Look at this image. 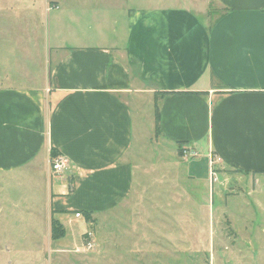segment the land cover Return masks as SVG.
<instances>
[{
  "label": "crops",
  "instance_id": "0c3cea01",
  "mask_svg": "<svg viewBox=\"0 0 264 264\" xmlns=\"http://www.w3.org/2000/svg\"><path fill=\"white\" fill-rule=\"evenodd\" d=\"M116 2L0 0V27L24 8H61L45 76L0 87V173L44 167L62 179L49 210L148 220L150 206L176 224L206 209L210 177L194 182L200 156L207 169L210 152L220 157L216 181L264 175V0H209L217 14L207 21L180 6L110 11ZM147 140L162 148L155 162ZM50 149L67 160L61 175ZM184 149L196 156L182 159Z\"/></svg>",
  "mask_w": 264,
  "mask_h": 264
},
{
  "label": "rangeland",
  "instance_id": "374dc122",
  "mask_svg": "<svg viewBox=\"0 0 264 264\" xmlns=\"http://www.w3.org/2000/svg\"><path fill=\"white\" fill-rule=\"evenodd\" d=\"M117 1L116 6L108 7L110 11L119 10L117 3L122 2L130 8L188 7L200 10L199 16L206 21L217 14L209 0ZM60 10L59 6L49 10L24 8L17 15V25L8 17L3 20L0 87H29L45 76L54 19ZM99 14L104 23L103 12ZM147 151V158L149 155L155 162L162 148L147 140ZM184 156L190 157L182 152L180 157L187 159ZM42 160L44 165L45 156ZM198 160L193 169L197 184L209 175L202 156ZM64 179L68 181V177ZM60 180L47 177L44 167L0 173V264H264V175L252 178L220 173L216 182L211 180V185H206V209L193 207L189 219L180 213L176 224L163 219L150 206L148 220L136 216L129 221L123 219L126 214L116 211L115 217L100 214L92 225L73 211L56 212L66 234L52 240L50 195L58 188H67ZM180 181L181 185L186 183L185 179ZM194 195L201 196L202 192ZM128 229L136 233H128ZM171 245L178 248L171 249Z\"/></svg>",
  "mask_w": 264,
  "mask_h": 264
},
{
  "label": "built area",
  "instance_id": "2783aa9c",
  "mask_svg": "<svg viewBox=\"0 0 264 264\" xmlns=\"http://www.w3.org/2000/svg\"><path fill=\"white\" fill-rule=\"evenodd\" d=\"M185 154H189L190 156H196V153L193 151H186V149L183 150ZM47 163L49 165L50 171L55 174L59 175L66 171L68 168V163L66 158L62 154H57L54 157H51L49 155L47 159ZM220 163V157L217 155H214L212 152H210L208 157V167H209V177L210 180L216 181V175H217V166ZM76 217H80L81 213L78 211L74 213ZM90 244H88V247Z\"/></svg>",
  "mask_w": 264,
  "mask_h": 264
},
{
  "label": "trees",
  "instance_id": "16d2710c",
  "mask_svg": "<svg viewBox=\"0 0 264 264\" xmlns=\"http://www.w3.org/2000/svg\"><path fill=\"white\" fill-rule=\"evenodd\" d=\"M212 11H210L208 14L210 15ZM213 12H216V10L214 9ZM155 124H156V130H158V110H157V106L155 105ZM51 157H54L55 155H57V153L55 151H53L52 149H50L49 152ZM56 211H51V217H50V221H49V225H50V231H49V236L52 240H58L62 237L65 236L66 234V229L64 227V225L53 216V214H55ZM79 213H81L83 215V219L86 222H94V219H92L91 217V213L90 211L87 210H83V211H79Z\"/></svg>",
  "mask_w": 264,
  "mask_h": 264
}]
</instances>
